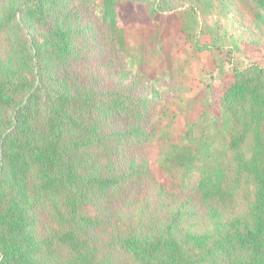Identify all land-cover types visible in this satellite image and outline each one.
Here are the masks:
<instances>
[{
	"label": "trees",
	"instance_id": "trees-1",
	"mask_svg": "<svg viewBox=\"0 0 264 264\" xmlns=\"http://www.w3.org/2000/svg\"><path fill=\"white\" fill-rule=\"evenodd\" d=\"M69 1L0 0V32L11 46L8 62L0 59V264H264V65L257 63L231 68L211 130L170 144L160 161L197 173L186 199L203 209L211 231L183 232L186 201L169 211L178 198L160 187L144 233L115 237L121 259L101 251L99 234L117 204L152 179L142 145L160 93L158 79L138 67L161 42L158 16H179L169 0ZM141 1L149 9L136 13ZM250 2L264 35V0ZM91 3L96 26L78 27L77 9ZM23 27L42 30V42ZM78 33L113 54L98 65L107 83L71 72ZM239 196L247 207L238 214ZM44 209L50 232L39 222Z\"/></svg>",
	"mask_w": 264,
	"mask_h": 264
},
{
	"label": "rangeland",
	"instance_id": "rangeland-1",
	"mask_svg": "<svg viewBox=\"0 0 264 264\" xmlns=\"http://www.w3.org/2000/svg\"><path fill=\"white\" fill-rule=\"evenodd\" d=\"M76 3V0L68 2L70 7L78 6ZM96 4L91 3L88 10L77 9L78 27L96 26ZM135 4L136 13L138 9H149V5L142 1ZM167 6L174 8L179 17L173 21L169 11L158 16L157 20L164 23L161 42L153 49H147V60L138 67L147 80L158 79L160 93L159 108L150 118L147 126L151 131L142 145L146 151L143 158L148 162L152 179L132 191L125 203L117 204L116 219L99 234L103 247L101 251L108 249L118 260L122 254L114 248L115 237L131 232L144 233L148 208L160 187L178 198L169 211L186 201L185 208L190 212L180 220L183 232L198 234L211 231L203 209L186 199L187 189L195 182L197 173L185 175L179 168L168 170V165L160 161H163L164 152L170 144L181 145L188 138H199L211 130L213 111L218 109L222 86L230 79L231 68L240 69L250 63L264 65V35L255 26L256 9L250 0H169ZM23 29L42 42V30L35 27ZM91 41L80 33L76 35L71 72L84 82L95 77L100 83H107L105 69L98 65L114 56L105 49L101 50L102 47L93 46ZM10 53L9 33L0 32L1 61L7 63ZM238 199L239 214L246 209L247 200L243 196ZM85 210L90 214L94 212L89 205L85 206ZM46 212L44 209L39 215V222L44 230V222L49 224L47 232H50L52 221L49 212Z\"/></svg>",
	"mask_w": 264,
	"mask_h": 264
}]
</instances>
